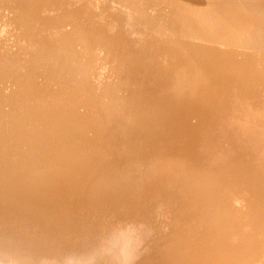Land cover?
<instances>
[{
  "label": "bare ground",
  "instance_id": "6f19581e",
  "mask_svg": "<svg viewBox=\"0 0 264 264\" xmlns=\"http://www.w3.org/2000/svg\"><path fill=\"white\" fill-rule=\"evenodd\" d=\"M0 264H264V0H0Z\"/></svg>",
  "mask_w": 264,
  "mask_h": 264
},
{
  "label": "rangeland",
  "instance_id": "374dc122",
  "mask_svg": "<svg viewBox=\"0 0 264 264\" xmlns=\"http://www.w3.org/2000/svg\"><path fill=\"white\" fill-rule=\"evenodd\" d=\"M8 231V230H7Z\"/></svg>",
  "mask_w": 264,
  "mask_h": 264
}]
</instances>
